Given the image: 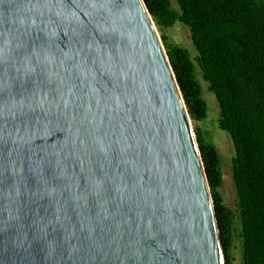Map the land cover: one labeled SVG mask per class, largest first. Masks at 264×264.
Listing matches in <instances>:
<instances>
[{"label": "water", "instance_id": "water-1", "mask_svg": "<svg viewBox=\"0 0 264 264\" xmlns=\"http://www.w3.org/2000/svg\"><path fill=\"white\" fill-rule=\"evenodd\" d=\"M0 264H224L145 0H0Z\"/></svg>", "mask_w": 264, "mask_h": 264}, {"label": "trees", "instance_id": "trees-1", "mask_svg": "<svg viewBox=\"0 0 264 264\" xmlns=\"http://www.w3.org/2000/svg\"><path fill=\"white\" fill-rule=\"evenodd\" d=\"M159 32L183 24L198 54L171 46L162 35L172 69L195 123L209 117L198 76L220 106L219 129L235 148L233 182L242 225L243 264H264V0H145ZM175 2L178 9L173 6ZM223 245L232 264L234 216L223 204L222 157L197 133Z\"/></svg>", "mask_w": 264, "mask_h": 264}, {"label": "rangeland", "instance_id": "rangeland-1", "mask_svg": "<svg viewBox=\"0 0 264 264\" xmlns=\"http://www.w3.org/2000/svg\"><path fill=\"white\" fill-rule=\"evenodd\" d=\"M175 9L178 6L173 2ZM162 40V35L167 38V43L171 46H180L188 50L197 65L196 59L198 54L193 46L190 31L181 23H177L173 28L166 30L164 33L159 32ZM163 42V40H162ZM164 45V43H163ZM198 76L202 82L204 89V97L208 103L209 117L205 122H192V127L196 138L198 131L204 134L205 139L211 142L219 150L222 157L223 168V186L220 189V194L223 198V204L233 213L234 216V248H233V262L232 264H243V241L241 238L242 225L240 220V213L238 207V196L233 182V159L235 158V148L227 133L219 129L218 121L220 117V106L216 95L210 91L209 84L203 79L200 69L197 66Z\"/></svg>", "mask_w": 264, "mask_h": 264}]
</instances>
